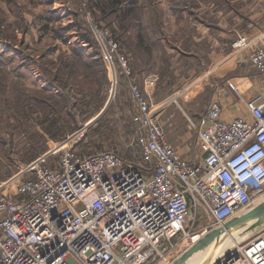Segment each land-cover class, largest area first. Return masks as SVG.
<instances>
[{"label":"built area","instance_id":"obj_1","mask_svg":"<svg viewBox=\"0 0 264 264\" xmlns=\"http://www.w3.org/2000/svg\"><path fill=\"white\" fill-rule=\"evenodd\" d=\"M89 21L133 96L135 152L130 159L114 149L88 154L72 143L52 163L37 159L2 184L0 264H162L200 232V221L208 223L203 230L219 228L264 198V93L243 98L247 114L230 119L212 98L196 123L189 119L197 140L182 156L111 32ZM248 43L238 36L232 46ZM248 59L264 78V45ZM155 82L144 78V85ZM214 264H264V228Z\"/></svg>","mask_w":264,"mask_h":264},{"label":"rangeland","instance_id":"obj_2","mask_svg":"<svg viewBox=\"0 0 264 264\" xmlns=\"http://www.w3.org/2000/svg\"><path fill=\"white\" fill-rule=\"evenodd\" d=\"M191 1L127 0L123 1L122 8L131 6L132 12H126L124 18L119 16L113 20V16L107 19L92 15L89 7L91 0H0V70L2 75L6 73L4 84L46 89L59 94L58 86L48 75L43 76L41 69L47 68L46 73L51 75L59 63L60 56L64 60L71 58L77 43L84 45L87 53L85 57L95 55L93 44L86 41L89 34L85 22L90 23V17L93 23L96 22L109 32H115L114 36L119 40L121 38L124 47L120 46V49L128 55L130 61L137 57L135 62L138 65H153L152 71L143 77H155L153 86L144 85L142 82L138 73L142 67L136 68L138 76L133 74L140 85L136 77L132 79L141 86L150 104L158 106L161 110L160 121L168 142L180 151L182 156H188L194 150L186 154H182L181 150L186 151L188 147L193 149L196 144V133L190 125V120L196 123L195 115L201 114L212 98L223 94L222 89L235 95L242 104L243 98H246L238 86L230 84L229 79L234 77L226 78L230 74V62L221 61L228 50H237L232 46L238 38L234 30L247 31V28L235 25L238 23L237 19L241 18L240 13H236V9L229 13L231 16L226 22L232 35L228 36L226 46H222L216 37L218 26L210 24L211 30H208L192 25L194 20L197 22L199 19H211L212 24H218L219 20L217 17L208 16L207 9L190 7V4L193 6ZM92 6V10L99 15V9ZM181 7L185 8L182 15L178 11ZM190 10L193 11L191 15ZM81 24L85 27L82 28ZM89 27L91 30L90 24ZM23 28H26V32ZM208 34L212 36L210 40ZM190 36L191 46L182 45L183 40L186 37L189 39ZM182 52L185 53L183 56ZM131 53H134V56ZM103 55L102 52V57ZM103 60L110 85L101 95H92L91 82L80 77L68 81L71 84L72 102L75 104V130L62 139H51L45 135V151L31 161H24V155L36 147L32 145L33 133H44L40 125H35L36 114L32 115L34 127L28 133L14 137V162L0 154V186L20 174L21 170L37 159L45 158V161L52 163L60 152L57 150L71 146L72 143L76 144L82 153L114 149L124 157L126 152L130 155L135 139L140 134V118L128 82L120 75L118 65L115 63L112 68L104 57ZM247 67L256 70L250 62ZM223 78L225 80L219 82ZM260 92L264 93V87ZM109 102L108 108L103 112ZM134 120L135 126L132 123ZM51 152L54 153L49 155ZM261 200L262 198H256L251 207ZM207 224L200 221L196 226L200 232L180 243L177 250L166 257L162 264L177 262L182 254L208 233L209 230L201 229ZM250 236L242 237L239 243L244 244ZM233 245H228L224 251L232 250Z\"/></svg>","mask_w":264,"mask_h":264},{"label":"trees","instance_id":"obj_3","mask_svg":"<svg viewBox=\"0 0 264 264\" xmlns=\"http://www.w3.org/2000/svg\"><path fill=\"white\" fill-rule=\"evenodd\" d=\"M123 1L127 0H91V5L89 6L91 8V14L95 17L102 16L107 19L113 16V20L119 16L124 18L126 12H132V8L131 6H127L126 9L122 8ZM191 3H193V6L190 4V7H197L199 5V0H192ZM92 5L99 9V15L92 10ZM178 11L182 15V13L185 12V8L181 7ZM192 13L193 11L190 10V15ZM200 21L203 23L205 22V19H201ZM85 25L86 27L88 25L87 30L89 34L86 41H90L93 44L95 55L85 57L87 53L84 45L77 43L74 45L71 58L64 60L63 57L60 56L59 63L56 65L55 71L51 75L46 73L48 70L47 68L41 69L43 76L48 75L51 78V81L58 86L60 89L59 94H55L46 89H31L22 85L8 86L4 84V75H6V73L2 75V70H0V154L10 159V162H14L15 160L12 154L14 137L20 136L23 133H28L34 127L31 118L34 114H36V117L34 118L35 125H40L41 130L44 131L45 134L40 132L33 133L32 145L36 147L33 151L31 150L24 155V161H31L45 151V135L51 139H62L63 136L75 130L77 120L76 112L74 111L75 104L72 102L71 84L68 83L69 80L80 77L83 80L91 82L93 88L91 94L94 96L101 95L104 89L108 88L110 85L100 44L90 30L89 23L85 22ZM97 25L102 27L99 24ZM81 27L84 28L85 26L81 24ZM23 31L26 32V28ZM110 32L118 45L124 47L120 41L121 38L119 40L118 37L114 36L115 32L112 33L111 30ZM88 37L90 38L88 39ZM190 44H192V36H190L189 39L186 37V39L183 40L182 45ZM131 54L134 56V53ZM184 54L185 53L183 52L181 53L182 56ZM125 55L132 71V77H134V73L136 76L140 74L142 77L141 80L144 83L143 77L152 71L153 65L146 66L145 64H139V66L138 63L135 62L137 57L135 60L130 61L128 55ZM141 67L143 69L138 72V74L136 68L141 69ZM239 73V69L234 70L228 74L226 78L236 77ZM257 73L259 72L257 71ZM224 80L225 78L221 79V82ZM197 116L198 115H195V117ZM132 123L135 126V120ZM134 152L135 148L130 155L126 152L127 157H123L130 159L133 157Z\"/></svg>","mask_w":264,"mask_h":264},{"label":"crops","instance_id":"obj_4","mask_svg":"<svg viewBox=\"0 0 264 264\" xmlns=\"http://www.w3.org/2000/svg\"><path fill=\"white\" fill-rule=\"evenodd\" d=\"M201 4L203 5L201 6ZM197 8L204 10L207 9L206 12L208 16L217 17L219 23L212 24L210 23L211 19L205 20V22L201 23V19H199L197 22L194 20L192 25L197 28H208V30H211V26H218L219 32L216 37L218 38V43H221L222 46H226V40L228 39V36L230 37L232 35L230 30L231 28L228 29L226 22L228 17L231 16L229 13L232 12L233 9H236V13H240L239 16L241 18L237 19L238 23L235 25L240 28L245 27L247 28V31H242V29H239L238 31L236 29L234 32L236 36H243L247 42H249L248 46L242 50L234 51H229L225 48V50H228V53H226L221 61L230 62L229 73L233 72L234 70H240V73L236 77L229 79V82L230 84L238 86L240 92L242 93L243 91L246 98H250L259 94V90L264 87V78L259 73H257L256 70L253 71L247 66L249 65L248 56L251 48L264 45V0H199V5ZM208 36L210 40L211 35L208 34ZM219 82H221V80H219ZM217 97L222 103L223 117L225 119L242 117L247 114L244 104L239 102L235 95L225 92L221 95L219 94ZM199 115L196 117L197 120ZM196 140L195 134L194 144L196 143ZM192 150H194V148L191 149L188 147L186 151H181L182 154H186V152L189 153V151L191 152Z\"/></svg>","mask_w":264,"mask_h":264},{"label":"water","instance_id":"obj_5","mask_svg":"<svg viewBox=\"0 0 264 264\" xmlns=\"http://www.w3.org/2000/svg\"><path fill=\"white\" fill-rule=\"evenodd\" d=\"M109 104L110 102L104 107L103 112L106 111ZM252 207L240 212L224 223L223 226L208 231L204 237L200 238L189 250L182 254L174 264H186L196 255H200L197 259L198 264H213L219 259L217 257L228 254L229 249L217 256L226 241L255 235L264 227V198L256 206Z\"/></svg>","mask_w":264,"mask_h":264},{"label":"bare ground","instance_id":"obj_6","mask_svg":"<svg viewBox=\"0 0 264 264\" xmlns=\"http://www.w3.org/2000/svg\"><path fill=\"white\" fill-rule=\"evenodd\" d=\"M225 233V232H224ZM240 240H242V238L240 239H237V240H235V239H230L229 241H226L224 244H223V246H222V248L220 249V251L217 253V256H218V254H220L222 251H224V249H226L227 247H228V245H231L232 243L234 244L233 246L235 247L237 244H239V242H240ZM234 242H236V243H234ZM170 255V254H169ZM199 256L200 255H196V256H194L192 259H190L186 264H198V262H197V259L199 258ZM161 264V263H160Z\"/></svg>","mask_w":264,"mask_h":264}]
</instances>
